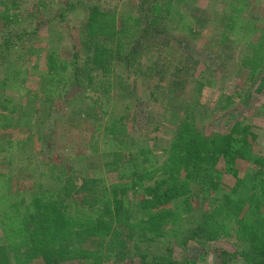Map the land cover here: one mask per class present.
Returning a JSON list of instances; mask_svg holds the SVG:
<instances>
[{"label": "trees", "instance_id": "trees-1", "mask_svg": "<svg viewBox=\"0 0 264 264\" xmlns=\"http://www.w3.org/2000/svg\"><path fill=\"white\" fill-rule=\"evenodd\" d=\"M82 1L61 0L55 18L64 21ZM179 1L138 0L131 15L93 5L71 58L47 54L46 93L52 97L62 86L76 88L83 99L92 101L83 125L92 134L87 148L93 156L92 171L79 176L75 166L40 157L39 180L16 191L8 175L0 172V264H196L146 250L166 240L183 246L235 240L241 251L217 248L215 264H264V156L254 151L259 135L253 127L237 121L227 133H205L202 126L214 113L198 100L203 85L210 82L200 83L184 105L173 135L152 139L164 142L157 150L135 136L149 123L147 102L126 76L114 84L118 59L128 67L132 61L140 66L148 41L165 44L173 35L172 23L181 14ZM20 3L0 0L2 29L19 24ZM251 3L231 2L221 45L231 49L242 44L245 51L238 66L249 82H259L258 91H264V25L245 16ZM37 5L48 7L42 0ZM0 37L1 59L5 52L10 55L13 40L20 35L5 32ZM116 89L127 101V115L105 124L101 132L105 140L100 143L97 130L89 128L91 119L101 121L100 113H107ZM242 92L221 96L217 109L227 110L236 98L249 104L252 95ZM4 114L2 131L12 124ZM54 136L50 128L43 134L44 149L51 150ZM238 162L250 164V174L244 176ZM226 175L235 180L230 193L213 201L222 186L220 177ZM199 194L206 197L205 207L196 209L193 199Z\"/></svg>", "mask_w": 264, "mask_h": 264}, {"label": "rangeland", "instance_id": "rangeland-1", "mask_svg": "<svg viewBox=\"0 0 264 264\" xmlns=\"http://www.w3.org/2000/svg\"><path fill=\"white\" fill-rule=\"evenodd\" d=\"M19 1V24L4 30L0 23V36L5 32L20 35L13 40L10 55L5 52L0 59V114H7L12 121L10 128L0 129V172L8 175L7 181L15 191L27 189L39 180L40 157L51 156L60 163L75 166L79 176L91 173L93 156L87 153V148L92 134L83 125L92 101L83 99L82 91L76 88L66 90L63 86L50 97L46 93V56L54 52L62 59L71 58L91 6L116 10L119 15H131L136 13L138 2L83 0L76 9L67 13L63 21L55 18L61 10L58 5L61 0H42L48 5L46 8L37 5L39 0ZM232 1L180 0L181 14L172 23L173 35L166 38L165 44L156 39L148 41L140 66L132 61L128 67L122 59L115 63L114 84L118 85L119 76H126L148 105L149 123L135 136L144 137L147 144H155L157 150L164 142L158 140L154 143L152 139L171 137L184 105L191 101L198 85L210 82L206 87L203 85V92L198 94V100L214 113L202 130L207 134L227 133L235 122L245 121L259 135L255 153L264 156V91H258L259 82H249L248 74L238 66L245 51L242 44L231 49L221 45ZM245 16L263 26L264 0H252ZM241 90L242 96L252 95L249 104L244 105L236 98L227 110L217 109L221 96L237 94ZM126 106L124 94L116 89L111 94V104L105 110L107 113H100L101 121L91 119L89 128L92 132L97 130L95 136L100 135V143L105 140L101 133L105 124L127 115ZM157 127L160 129L155 132ZM49 128L55 132L50 151L43 146V134ZM10 141L12 145L8 144ZM44 150L45 153L41 154ZM223 166L221 163L220 168ZM237 167L244 176L252 171L248 163L238 162ZM220 179L222 186L214 194L213 201L230 193L235 182L231 175ZM205 198L203 194L194 197V207H205ZM1 241L0 233V244ZM240 246L235 245V240L190 242L185 246L178 241L166 240L146 250L153 254L166 253L177 259L188 258L196 264H215L217 248L234 253L241 251ZM31 264L42 263L36 261Z\"/></svg>", "mask_w": 264, "mask_h": 264}]
</instances>
